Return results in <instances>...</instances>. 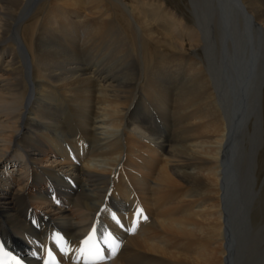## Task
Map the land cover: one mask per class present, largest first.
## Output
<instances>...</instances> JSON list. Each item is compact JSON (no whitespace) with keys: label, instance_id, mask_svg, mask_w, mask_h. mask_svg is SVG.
I'll return each instance as SVG.
<instances>
[{"label":"bare ground","instance_id":"1","mask_svg":"<svg viewBox=\"0 0 264 264\" xmlns=\"http://www.w3.org/2000/svg\"><path fill=\"white\" fill-rule=\"evenodd\" d=\"M188 1L192 22L0 0V246L21 264H89L92 229L101 264H264V0Z\"/></svg>","mask_w":264,"mask_h":264},{"label":"rangeland","instance_id":"2","mask_svg":"<svg viewBox=\"0 0 264 264\" xmlns=\"http://www.w3.org/2000/svg\"><path fill=\"white\" fill-rule=\"evenodd\" d=\"M162 1H165L166 4L171 8L173 9L174 11L176 10L178 13H180L181 15L185 16V18L189 21V22H192L193 20V17H192V14L190 12V9L188 8L189 5H188V0H162ZM188 6V7H187ZM146 9V7H145ZM172 49H165L164 51H167L168 54L171 53L172 51H170ZM167 54V55H168ZM136 73H133L131 74V79L135 76H137V70L135 71ZM129 74V76H130ZM128 79L131 80V79ZM146 103V106H145V111H149L150 109V104L148 102H145ZM262 155L264 157V148H263V151H262ZM263 165V166H262ZM258 180H259V183L260 185L262 186L263 185V189L261 191V195L264 194V163H261V171L260 173L258 174ZM253 218H254V222L256 223H261L262 221H264V195L261 196L259 198V201H258V205L257 207H255V210L253 211Z\"/></svg>","mask_w":264,"mask_h":264},{"label":"snow or ice","instance_id":"3","mask_svg":"<svg viewBox=\"0 0 264 264\" xmlns=\"http://www.w3.org/2000/svg\"><path fill=\"white\" fill-rule=\"evenodd\" d=\"M139 215V212L137 213ZM56 242L61 245L62 250L66 249V246L68 245V242L63 239V237H60L58 234L56 237H54ZM105 244H108V239H105ZM83 244L85 247L81 249L82 253H89L91 256V259L89 261V264H101L102 261L105 260V256L103 254V250L97 246L98 240H97V230L93 229L92 233L83 241ZM89 246H91L92 249H94L93 252L89 251ZM112 247V245H109ZM118 246V245H117ZM2 251V249H0ZM113 251H115V248L113 247ZM5 255H10L8 253H4ZM13 261H15V264H21L19 260H17L15 257H11ZM53 264H56L55 261H53Z\"/></svg>","mask_w":264,"mask_h":264}]
</instances>
